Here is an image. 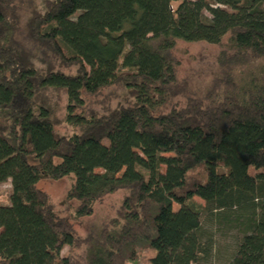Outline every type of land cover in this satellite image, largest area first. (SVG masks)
Here are the masks:
<instances>
[{"label": "trees", "instance_id": "obj_1", "mask_svg": "<svg viewBox=\"0 0 264 264\" xmlns=\"http://www.w3.org/2000/svg\"><path fill=\"white\" fill-rule=\"evenodd\" d=\"M179 42L219 48L205 89L180 81ZM65 178L70 217L39 188ZM8 181L0 264H264V0H0Z\"/></svg>", "mask_w": 264, "mask_h": 264}, {"label": "rangeland", "instance_id": "obj_2", "mask_svg": "<svg viewBox=\"0 0 264 264\" xmlns=\"http://www.w3.org/2000/svg\"><path fill=\"white\" fill-rule=\"evenodd\" d=\"M219 48L206 43H184L179 42L172 55L179 62V79L185 85L186 91H201L210 83L213 74L217 71L216 56ZM125 90L122 87H113L104 91L101 95L92 99L93 106L100 109L103 103L111 102L113 106L119 104L124 97ZM181 100V99H180ZM64 111L60 117H64ZM61 135H72V128L62 124L57 128ZM72 186V179L65 178L60 181L44 180L39 184V188L48 194L56 210L62 216H71V207H76V202H68V193ZM12 183L8 181L0 186V205L10 204ZM126 193L123 191L105 197L96 205L95 213L90 218H85L78 222H73L77 233L84 237L94 226L103 225L116 217ZM177 209V208H176ZM175 245L179 247V242ZM225 246V245H224ZM65 250L63 254H67ZM225 253V252H224ZM223 253V254H224ZM155 252L146 250L141 252L140 260L135 264H151L150 259ZM226 255H224V258ZM223 260V259H222ZM221 259L214 260V263H222ZM134 264V263H130Z\"/></svg>", "mask_w": 264, "mask_h": 264}]
</instances>
